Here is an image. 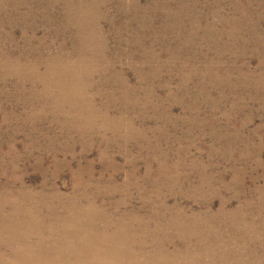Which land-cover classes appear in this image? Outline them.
I'll return each mask as SVG.
<instances>
[{
  "label": "rangeland",
  "instance_id": "1",
  "mask_svg": "<svg viewBox=\"0 0 264 264\" xmlns=\"http://www.w3.org/2000/svg\"><path fill=\"white\" fill-rule=\"evenodd\" d=\"M68 258L264 264V0H0V264Z\"/></svg>",
  "mask_w": 264,
  "mask_h": 264
},
{
  "label": "bare ground",
  "instance_id": "2",
  "mask_svg": "<svg viewBox=\"0 0 264 264\" xmlns=\"http://www.w3.org/2000/svg\"><path fill=\"white\" fill-rule=\"evenodd\" d=\"M71 206H72V205H71ZM162 206H163V205H162ZM91 208H92V207H91ZM119 208H120V207H119ZM84 211H85V210H84ZM69 213H70V212H69ZM154 213H155V212H154ZM95 216H96V215H95ZM167 216H168V215H167ZM53 217H54V216H53ZM56 217H57V216H56ZM59 217H60V216H59ZM57 219H58V218H57ZM88 219H89V218H88ZM65 220H67V219H65ZM82 220H83V219H82ZM92 220H93V219H92ZM136 220H137V219H136ZM141 220H142V219H141ZM76 221H77V220H76ZM79 221H80V220H79ZM137 221H138V220H137ZM94 222H95V221H94ZM132 222H133V220H132ZM135 222H136V221H135ZM143 222H144V221H143ZM119 223H120V222H119ZM144 223H145V222H144ZM73 224H74V223H73ZM106 224H107V223H106ZM74 225H75V224H74ZM91 225H92V224H91ZM144 225H145V224H144ZM155 225H156V224H155ZM177 225H178V224H177ZM3 226H4V225H3ZM67 226H68V225H67ZM89 226H90V225H89ZM123 226H124V222H123ZM130 226H131V225H130ZM158 226H159V225H158ZM59 227H60V226H59ZM76 227H77V226H76ZM139 227H140V226H139ZM174 227H175V226H174ZM2 228H3V227H2ZM62 228H63V227H62ZM89 228H90V227H89ZM104 228H105V227H104ZM104 228H103V229H104ZM119 228H120V227H119ZM171 228H172V227H171ZM181 228H182V227H181ZM69 229H70V228H69ZM79 229H81V228H79ZM92 229H93V228H92ZM110 229H111V228H110ZM119 230H120V229H119ZM122 230H123V229H122ZM122 230H121V231H122ZM126 230H127V229H126ZM133 230H134V229H133ZM137 230H138V229H137ZM100 231H101V230H100ZM207 231H208V230H207ZM90 232H91V231H90ZM101 232H102V231H101ZM101 232H100V233H101ZM115 232H116V231H115ZM138 232H139V231H138ZM156 232H157V231H156ZM159 232H160V230H159ZM162 232H163V231H162ZM194 232H195V231H194ZM75 233H76V232H75ZM80 233H82V231H81ZM80 233H79V234H80ZM84 233H85V231H84ZM96 233H97V232H96ZM96 233H95V234H96ZM103 233H104V232H103ZM126 233H127V232H126ZM129 233H130V232H129ZM133 233H134V232H133ZM160 233H161V232H160ZM65 234H66V233H65ZM113 234H114V233H113ZM180 234H181V233H180ZM90 235H92V234H90ZM136 235H137V234H136ZM165 235H166V234H165ZM110 236H112V235H110ZM140 236H141V234H140ZM187 236H188V235H187ZM74 237H75V235H74ZM96 237H98V236H96ZM114 237H115V236H114ZM150 237H151V236H150ZM160 237H161V236H160ZM108 238H109V237H108ZM123 238H124V237H123ZM137 238H138V237H137ZM148 238H149V237H148ZM211 238H212V237H211ZM81 239H83V238L81 237ZM85 239H86V238H85ZM87 239H88V238H87ZM93 239H94V238H93ZM119 239H120V238H119ZM96 240H97V239H96ZM110 240H111V239H110ZM113 241H114V240H113ZM127 241H128V240H127ZM157 241H158V240H157ZM110 242H111V241H110ZM159 242H160V241H159ZM75 243H76V242H75ZM75 243H74V244H75ZM78 243H79V242H78ZM103 243H104V242H103ZM105 243H106V242H105ZM119 243H120V240H119ZM125 244H126V243H125ZM130 244H131V243H130ZM93 245H94V244H93ZM100 245H102V243H101ZM100 245H99V246H100ZM120 245H121V244H120ZM69 246H70V245H69ZM77 246H78V245H77ZM84 246H85V245H84ZM84 246H83V247H84ZM105 246H106V245H105ZM113 246H114V245H113ZM113 246H112V247H113ZM126 246H127V245H126ZM140 246H141V245H140ZM102 247H103V246H102ZM117 247H118V246H117ZM136 247H137V246H136ZM144 247H145V246H144ZM62 248H63V247H62ZM77 248H78V247H77ZM77 248H76V249H77ZM114 248H115V247H114ZM122 248H123V247H122ZM128 248L130 249V247H128ZM146 248H147V247H146ZM101 249H102V248H101ZM85 250H86V249H85ZM115 250H116V249H115ZM118 250H119V249H118ZM86 251H87V250H86ZM107 251H108V249H107ZM128 251H129V250H128ZM105 252H106V251H105ZM123 252H124V251H123ZM126 252H127V251H126ZM126 252H125V253H126ZM84 253H85V252H84ZM129 253H130V252H129ZM129 253H128V254H129ZM22 254H23V253H22ZM22 254H21V255H22ZM71 254H73V253H71ZM79 254H80V253H79ZM105 254H106V253H105ZM115 254H116V252H115ZM73 255H74V254H73ZM103 255H104V254H103ZM145 255H146V254H145ZM109 256H110V257H113L112 254H110ZM125 256H126V255H125ZM146 256H147V255H146ZM38 257H39V256H38ZM85 257H86V256H85ZM107 257H108V256H107ZM110 257H109V258H110ZM142 257H143V256H142ZM170 257H171V256H170ZM95 258H96V257H95ZM184 258H185V257H184ZM78 259H79V258H78ZM83 259H84V258H83ZM110 259H111V258H110ZM160 259H164V256L160 255ZM102 260H103V259H102ZM106 260H107V259H106ZM125 260H126V258H125ZM133 260H134V259H133ZM40 261H41V260H40ZM40 261H39V262H40ZM56 261L60 263L59 259H57ZM94 261H95V260H94ZM158 261H160V263H158V264H163V262H161V261H163V260H158ZM34 262H35V261H34ZM62 262H63V261H61V263H62ZM68 262H69V264H73V259H72V258H68ZM76 262L79 263V264H93V263L89 260V258H88L87 260H85V259H84V260H78V261H76ZM99 262H100V264H104V261H102V262L99 261ZM109 262H110V264H116V263H114V262H115V259L108 260V263H109ZM146 262H147V261H146ZM131 263H132V264H140L137 260H134V261H132ZM152 263H153V264H157L156 261H153ZM186 263H187V261H186ZM95 264H96V263H95ZM118 264H119V263H118ZM145 264H146V263H145ZM181 264H185V263L182 262Z\"/></svg>",
  "mask_w": 264,
  "mask_h": 264
}]
</instances>
